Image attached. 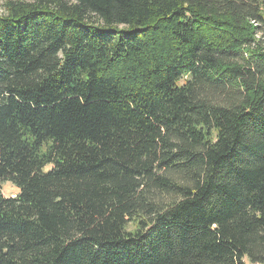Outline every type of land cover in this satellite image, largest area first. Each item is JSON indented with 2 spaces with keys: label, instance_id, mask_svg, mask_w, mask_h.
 Listing matches in <instances>:
<instances>
[{
  "label": "trees",
  "instance_id": "16d2710c",
  "mask_svg": "<svg viewBox=\"0 0 264 264\" xmlns=\"http://www.w3.org/2000/svg\"><path fill=\"white\" fill-rule=\"evenodd\" d=\"M2 6L0 264H264V0Z\"/></svg>",
  "mask_w": 264,
  "mask_h": 264
},
{
  "label": "rangeland",
  "instance_id": "374dc122",
  "mask_svg": "<svg viewBox=\"0 0 264 264\" xmlns=\"http://www.w3.org/2000/svg\"><path fill=\"white\" fill-rule=\"evenodd\" d=\"M5 1L6 0H0V15L3 13V6L2 5ZM3 194L5 197L11 198L12 196H15L18 194V190L14 186H12L10 184H6L4 186V189H3ZM245 264H251V263L248 260H246Z\"/></svg>",
  "mask_w": 264,
  "mask_h": 264
}]
</instances>
